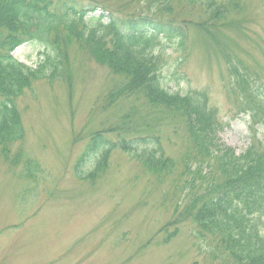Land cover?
I'll return each instance as SVG.
<instances>
[{"label": "rangeland", "instance_id": "rangeland-1", "mask_svg": "<svg viewBox=\"0 0 264 264\" xmlns=\"http://www.w3.org/2000/svg\"><path fill=\"white\" fill-rule=\"evenodd\" d=\"M182 2L179 14L199 13V4L169 0L174 10ZM247 10V33L232 26L221 36L264 81V0H249ZM164 50L167 89L206 90L222 124L220 143L243 154L250 144L249 120L230 95L226 61L216 44L194 42L185 61L174 48ZM44 51L28 43L13 56L35 68ZM70 62V90L63 81H37L17 100L25 130L21 149L35 163L27 166L23 159L13 167L0 156V264H231L211 237L197 238L188 217L191 202L219 176L213 160L192 159L182 131L173 135L164 128L170 169L159 175L135 155L116 150L94 181L76 176V159L90 135L114 122L101 102L116 77L84 50L73 49ZM259 131L264 136V129ZM95 159L84 165L83 176L92 172ZM169 223L173 226L161 233Z\"/></svg>", "mask_w": 264, "mask_h": 264}, {"label": "trees", "instance_id": "trees-1", "mask_svg": "<svg viewBox=\"0 0 264 264\" xmlns=\"http://www.w3.org/2000/svg\"><path fill=\"white\" fill-rule=\"evenodd\" d=\"M138 1L0 0V156L13 167L23 159L27 166L35 163L21 149L25 130L17 100L37 81H63L70 90L72 50H84L116 77L101 102L102 110H112L114 122L90 135L76 159V176L94 181L116 150L135 155L149 173L159 175L170 169L164 128L173 135L182 131L192 159L213 160L219 176L188 210L197 238L211 237L231 264H264V136L259 135L264 81L221 36L232 26L248 30L249 0H189L199 4V13L187 10V16L179 14L183 2L176 11L169 0H145L143 6ZM96 13L98 18H88ZM199 41L216 44L224 55L230 95L248 116L250 144L241 155L220 143L222 124L206 90L181 94L165 84L164 49L174 48L185 61ZM35 42L45 48L35 68L14 58L17 48ZM16 145L20 149L14 153ZM94 158L92 172L83 176L84 165Z\"/></svg>", "mask_w": 264, "mask_h": 264}]
</instances>
